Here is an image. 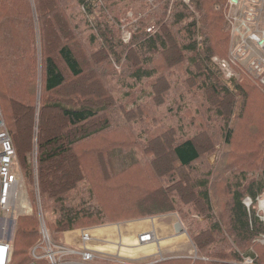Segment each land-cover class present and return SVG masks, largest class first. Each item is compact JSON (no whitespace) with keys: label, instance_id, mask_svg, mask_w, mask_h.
<instances>
[{"label":"trees","instance_id":"16d2710c","mask_svg":"<svg viewBox=\"0 0 264 264\" xmlns=\"http://www.w3.org/2000/svg\"><path fill=\"white\" fill-rule=\"evenodd\" d=\"M99 1L0 0V108L52 239L116 217L175 213L196 253L143 264H264L256 199L264 191V101L253 98L264 89L247 73L226 77L212 60L228 56V0H190L192 9L183 0H115L141 15L127 43ZM148 100L176 105L177 125H128L149 114L141 108ZM116 111L130 126L118 139L107 135L118 129ZM136 167L146 172L108 183ZM105 191L116 217L99 197ZM200 217L203 226L189 228ZM39 236L36 215L19 216L11 264H47L30 253Z\"/></svg>","mask_w":264,"mask_h":264},{"label":"built area","instance_id":"2783aa9c","mask_svg":"<svg viewBox=\"0 0 264 264\" xmlns=\"http://www.w3.org/2000/svg\"><path fill=\"white\" fill-rule=\"evenodd\" d=\"M227 19L231 24V39L227 58L214 56L212 60L226 77L237 78L245 72L264 86V0H228ZM152 29L149 28L148 31ZM237 67L239 69H237ZM35 189L38 192L37 183ZM25 179L18 166L11 136L5 125L0 108V221L10 222L3 225L0 233V264H11L13 254V221L20 213H29L32 206L24 195ZM263 197L257 199V215L264 224ZM247 208L252 200L244 201ZM1 232V231H0ZM39 239L31 248L34 260H45L47 264H62V257L78 252L83 262L94 258L88 247L92 239L90 228L73 231L71 244L56 243L40 219ZM149 233L142 234L140 241L150 239ZM243 264H252V258L244 257ZM34 264V263H31Z\"/></svg>","mask_w":264,"mask_h":264},{"label":"crops","instance_id":"0c3cea01","mask_svg":"<svg viewBox=\"0 0 264 264\" xmlns=\"http://www.w3.org/2000/svg\"><path fill=\"white\" fill-rule=\"evenodd\" d=\"M180 223L175 213H168L93 226L90 228L92 239L88 247L93 251L94 258L83 262L76 252L63 256L62 264H100L95 260L101 256L112 258L116 264H143L141 261L160 258L161 255L165 258L193 256L195 248ZM74 230L63 232L59 241L71 244ZM145 233H149L151 238L140 241V236Z\"/></svg>","mask_w":264,"mask_h":264},{"label":"rangeland","instance_id":"374dc122","mask_svg":"<svg viewBox=\"0 0 264 264\" xmlns=\"http://www.w3.org/2000/svg\"><path fill=\"white\" fill-rule=\"evenodd\" d=\"M106 1L107 0H100L99 3L104 8L105 12L108 13V18L110 20V21H108V27H110L111 30L114 32V36H116V34L118 33L120 39L125 40L124 43H127L129 41L128 39L131 36V29H129V26L132 25V23H135L137 21V19L141 15L138 14L137 16H135V12L133 10L121 9L120 6L122 5V3L116 2L115 0H110L109 1V11H108V8L106 7L107 6ZM183 1L186 3V6L188 5V7L192 9L193 5L190 3V0H183ZM112 13L115 14L116 18H118V21H117V19H115L113 17ZM226 16H227V14H226ZM91 20L92 19L89 20V26L91 24L90 23ZM81 27H83V29L85 31V27L84 26H81ZM107 30H110V29L107 28ZM111 30L109 32H111ZM80 32H81V30H80ZM111 35H112V33L109 34V36L110 37H114V36H111ZM230 39H231V34H230ZM229 46H230V41H229ZM116 48H117L116 52L118 54V52L121 50V47L117 46ZM228 52H229V49H228ZM215 56H217V55H215ZM218 57H220V56H218ZM111 58H112V60L114 62L115 58L113 56ZM122 62H123V59H122L120 65H116L114 67L116 69V74H115L116 78L122 77L124 75L123 68L121 67ZM237 69H239V68L237 67ZM121 70H122V73H121ZM243 73H245V72L242 71L241 75H239L236 79H241ZM247 75L250 76L251 79L252 78L255 79L253 76H251L249 74H247ZM255 80H257V79H255ZM262 88L264 89V86ZM117 89H121V86H118ZM149 91H150V87H148V89H146L142 93H139V101H141V100L145 101L144 95H146ZM178 92H179V89H178ZM260 92H261V90H260ZM261 93H262V95H264V90H262ZM117 95H118V99H117L118 102L120 100H123V102L126 100V99H124L125 98L124 97L125 96L124 95V91L118 90ZM38 98H39V95H37V100H38ZM253 98L259 99V100L263 99V101H264V97H253ZM138 103H141V102H138ZM132 106H134L133 103L129 104L127 108H131ZM142 106H143V107H141L142 109L145 108V107H150L152 109L149 112V114H146L145 116H140V115L137 116L136 117V121H133V120H131L129 122L126 121V123H128V125H131V123H133V126L134 125H138V122H140V121H141L140 124L147 123L148 126L151 129L155 125H158V124L159 125H163V126L170 125V124H176L177 125V123L180 121V116H182V113L180 112L179 108L176 105L172 104L171 101H168V100L165 101L161 106L153 105V103L150 100H148ZM115 114H116L115 120H113L112 123H113V126H118V129L115 130V129L112 128V130L107 135L108 136H114V137H116L118 139L120 136H124L126 134V130H128L130 126L126 125V123L123 120V118L121 117L119 111H116ZM144 114H145V112H144ZM191 115H192V113L189 114V116H188L189 119H190ZM33 154H34V157H36V153L33 152ZM216 158H217V152H214L213 154H211V155H209L207 157L209 163H211V164H214ZM33 161H34V158H33ZM134 170H138L140 172H146V170L144 168H139V167H136L134 169L132 168L131 171H129L127 173H124L122 175H120V174L117 175L113 180H111L108 183H112V182H116V181L120 182L122 176L129 177V179H131L134 175H136ZM140 176H142V175H140ZM137 179H138V177H137ZM29 187L30 186H28L26 184V181H25V190L26 191H24V195L29 200V204L32 206L33 209L30 211L31 214H30V212H29V214L28 213H20L19 216H22V214H24V215L35 214L36 218H37V221H38V227H39L40 219H43V221L46 224L45 217H44V214H43V211H42V207H41V203H40V196H39V192H37L36 189L33 188V190L31 191V188H29ZM126 189H128V187L126 185L122 186V190H126ZM104 190H105L104 188L100 189V191H102V192ZM116 190H118V189L116 188L115 191ZM108 194H109V191H105L104 194L99 195V197H105L106 198V200L105 199H101V198L100 199L105 203V205H107L109 207V210L107 212L110 214V217L111 216L116 217V208L107 201V199H110L108 197ZM263 196H264V191L262 192V194L260 196L257 197V199L259 197L261 198ZM247 197L248 196L244 197V201L246 200ZM262 202H263L262 204L264 206V199H262ZM257 207H258V202H257ZM116 219H119V218L116 217ZM116 219H113V220H116ZM113 220L106 221L105 223H102V225L108 224V223H113L112 222ZM198 220H199L198 222L197 221L196 222L192 221L190 223L189 228H191V229H199L201 226H203L201 221L204 220V218L200 217ZM186 221H188V219H186ZM16 222H17V219L15 221H13V227H12L11 235L14 234ZM188 222H190V221H188ZM9 223L10 222H5L4 223L3 221H0V231H1L0 233L1 234H2V229L4 227L3 225L5 224V227H6V226L9 225ZM180 224H178L179 227L181 226ZM98 225H101V224H98ZM184 225L188 226L187 224H184ZM81 227H83V228H91V227H93V225H91V226L90 225H79L77 228L81 229ZM77 228H75V229H77ZM183 229H182V231H184ZM50 234H51V232H50ZM2 235H4V234H2ZM51 236H52V234H51ZM262 241L264 242V239ZM101 257L102 258L96 259L95 262L96 263L99 262L100 264H116L115 262H113V259L108 257V256H101ZM162 257L163 256L161 255L160 258H162Z\"/></svg>","mask_w":264,"mask_h":264},{"label":"bare ground","instance_id":"6f19581e","mask_svg":"<svg viewBox=\"0 0 264 264\" xmlns=\"http://www.w3.org/2000/svg\"><path fill=\"white\" fill-rule=\"evenodd\" d=\"M151 30H152V29H151ZM151 30H150V31H151ZM25 191H26V190H25ZM263 199H264V198H263ZM262 203H263V202H262ZM32 209H33V208H32ZM28 214H29V213H28ZM30 214H31V212H30ZM22 215H24V214H22Z\"/></svg>","mask_w":264,"mask_h":264},{"label":"water","instance_id":"95a60500","mask_svg":"<svg viewBox=\"0 0 264 264\" xmlns=\"http://www.w3.org/2000/svg\"><path fill=\"white\" fill-rule=\"evenodd\" d=\"M39 97H40V95H39Z\"/></svg>","mask_w":264,"mask_h":264}]
</instances>
